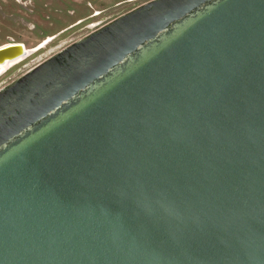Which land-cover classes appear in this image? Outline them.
Segmentation results:
<instances>
[{"label": "water", "instance_id": "95a60500", "mask_svg": "<svg viewBox=\"0 0 264 264\" xmlns=\"http://www.w3.org/2000/svg\"><path fill=\"white\" fill-rule=\"evenodd\" d=\"M0 264H264V0L149 1L2 88Z\"/></svg>", "mask_w": 264, "mask_h": 264}, {"label": "rangeland", "instance_id": "374dc122", "mask_svg": "<svg viewBox=\"0 0 264 264\" xmlns=\"http://www.w3.org/2000/svg\"><path fill=\"white\" fill-rule=\"evenodd\" d=\"M149 1L152 0H0V46L23 43L35 48L51 41L2 74L0 90L98 25ZM96 13L100 14L94 17Z\"/></svg>", "mask_w": 264, "mask_h": 264}, {"label": "bare ground", "instance_id": "6f19581e", "mask_svg": "<svg viewBox=\"0 0 264 264\" xmlns=\"http://www.w3.org/2000/svg\"><path fill=\"white\" fill-rule=\"evenodd\" d=\"M51 41H47L46 43L38 46V47H35V48H27V49H32L31 51H34V54L39 52L45 45H47L48 43H50ZM9 44V43H8ZM6 45V44H4ZM28 59V58H27ZM26 60L25 58H22L21 60L15 62V63H12L10 65H3V66H0V76L4 73H6L8 70H10L12 67L16 66L17 64L21 63L22 61Z\"/></svg>", "mask_w": 264, "mask_h": 264}, {"label": "flooded vegetation", "instance_id": "af4514ba", "mask_svg": "<svg viewBox=\"0 0 264 264\" xmlns=\"http://www.w3.org/2000/svg\"><path fill=\"white\" fill-rule=\"evenodd\" d=\"M99 14H100V13H96V14H94V17L99 16ZM53 39H54V38H53ZM53 39H52V40H53Z\"/></svg>", "mask_w": 264, "mask_h": 264}]
</instances>
